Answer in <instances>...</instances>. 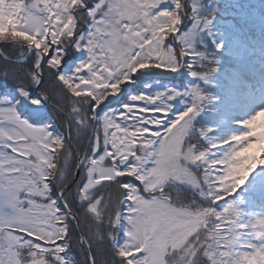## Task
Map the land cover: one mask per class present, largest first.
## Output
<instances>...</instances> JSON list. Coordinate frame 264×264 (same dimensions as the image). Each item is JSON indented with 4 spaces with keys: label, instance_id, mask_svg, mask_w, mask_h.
Returning <instances> with one entry per match:
<instances>
[{
    "label": "snow or ice",
    "instance_id": "6c2138e0",
    "mask_svg": "<svg viewBox=\"0 0 264 264\" xmlns=\"http://www.w3.org/2000/svg\"><path fill=\"white\" fill-rule=\"evenodd\" d=\"M185 7L0 0L16 53L0 51V264H264V214L217 203L264 166V108L205 145L198 84L116 103L138 73L216 70L184 35Z\"/></svg>",
    "mask_w": 264,
    "mask_h": 264
},
{
    "label": "trees",
    "instance_id": "16d2710c",
    "mask_svg": "<svg viewBox=\"0 0 264 264\" xmlns=\"http://www.w3.org/2000/svg\"><path fill=\"white\" fill-rule=\"evenodd\" d=\"M217 3L222 5L221 14L227 15L223 30L229 37L224 32V39L210 41L209 62L216 69L211 75L222 81L219 87L213 84L209 87L212 113L197 124L199 128L212 129L213 142L226 139L233 134L231 129L239 125L236 112L244 107L241 98L247 97L246 88L251 87L247 81L257 76L251 68L260 67L264 61V25L260 23L264 22V0H218ZM230 199L239 205L245 217L255 213L253 208L264 210V166L258 167L235 193L225 195L217 203Z\"/></svg>",
    "mask_w": 264,
    "mask_h": 264
},
{
    "label": "rangeland",
    "instance_id": "374dc122",
    "mask_svg": "<svg viewBox=\"0 0 264 264\" xmlns=\"http://www.w3.org/2000/svg\"><path fill=\"white\" fill-rule=\"evenodd\" d=\"M218 0H185V11L187 19L185 24L188 25L187 31L184 33L185 37H187L188 42L193 44L198 51L203 53V57L201 62H209L211 55L209 53V46L211 42H217V40H222L225 38L223 30V24L227 21L224 17L227 16L225 14H221V7L220 3H217ZM27 2V0H26ZM225 11V10H223ZM225 13V12H224ZM222 15V16H221ZM197 17L202 18H210L212 23L208 26V28H203L199 21L196 19ZM227 36L229 35L226 32ZM219 38V39H218ZM5 50V45L3 42H0V51ZM5 55H11L13 57L16 56V53L12 50L8 49L5 50ZM75 53H69V57L74 55ZM0 63H3V57H0ZM221 79H215L213 75H210L207 79L204 78H195L191 75V70L186 67L182 66L181 70L178 73H163L160 70L156 71H146L144 74H137L135 82L133 85L128 86L125 88L120 101L116 103H124L129 102V97L132 94H136L139 92H145L149 94H155L159 91L168 89V88H180V89H190L194 84H198L201 90L208 95V92L211 91L209 88L211 84L214 86L219 87L221 85ZM258 96V95H257ZM256 96V97H257ZM259 102L256 103L255 109L253 112L249 113L248 116L250 117L256 111L261 108H264V95L258 96ZM192 103V99L189 96L179 97L174 101L175 110L182 111L184 110L189 104ZM211 106H209V100L204 103L203 107L199 111L195 121H194V133L199 135V129H206V128H199L197 124H199L202 119L206 117L209 118L211 116L212 110ZM208 126V124H206ZM208 129V128H207ZM211 133V132H210ZM208 134L207 138L205 139V145L213 142L211 141V134ZM222 133V132H221ZM73 149L79 148L80 145L76 143L75 140V130L73 129ZM84 143L86 144L87 141L85 140ZM72 161L70 160V164ZM186 197V202L196 197L195 194L190 190H182ZM115 193H113V198H115ZM83 255L79 256V260H83ZM108 259L106 255L97 254V260L99 264H105V261Z\"/></svg>",
    "mask_w": 264,
    "mask_h": 264
}]
</instances>
